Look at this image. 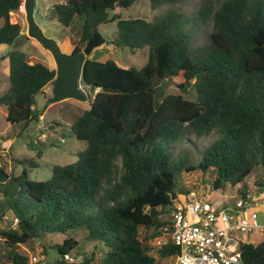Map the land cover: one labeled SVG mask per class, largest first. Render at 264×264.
I'll list each match as a JSON object with an SVG mask.
<instances>
[{
  "label": "trees",
  "instance_id": "1",
  "mask_svg": "<svg viewBox=\"0 0 264 264\" xmlns=\"http://www.w3.org/2000/svg\"><path fill=\"white\" fill-rule=\"evenodd\" d=\"M137 1L65 0L53 5L64 27L75 19L81 22L72 52H79L100 24L116 21L111 43L132 52L146 46L147 58L139 68L121 67L111 58L85 59V82L97 91L71 126L72 134L86 142L74 162L53 164L45 181L28 179L25 169L14 175L0 166V216L10 212L18 219L14 229L0 230L12 264L27 263L15 250L18 244L68 233L52 246L62 256L78 244L73 237L78 231L104 245L101 264H158L178 248L169 243L156 247L154 255L144 245L147 235L140 233L152 230L155 236L165 224L159 208L177 194L176 173L212 170V187L220 189L243 184L255 166L264 165V0H223L215 8L212 0H204L190 18L172 8L151 21L110 15ZM178 1L149 4L159 8ZM21 3L0 0V45L12 47L9 84L0 106L6 108L7 122L26 128L39 121L35 96L52 82L56 69L29 63L16 48L21 29L11 22L10 12ZM209 19L206 42L192 48V37ZM161 80L178 90L159 96ZM212 133L216 137L196 166H184L186 158L172 151L191 136ZM239 250L244 264H264V241L241 242Z\"/></svg>",
  "mask_w": 264,
  "mask_h": 264
},
{
  "label": "rangeland",
  "instance_id": "2",
  "mask_svg": "<svg viewBox=\"0 0 264 264\" xmlns=\"http://www.w3.org/2000/svg\"><path fill=\"white\" fill-rule=\"evenodd\" d=\"M23 1L19 9L10 12V20L20 25V37L17 41L16 48L23 51L29 63L41 62L51 69H55V61L49 50L45 49L35 39L27 36V22L25 19V10ZM65 0H35L34 20L42 28L44 34L56 40L61 50L64 52H72L78 45L80 38L81 22L75 19L68 27H64L56 20V13L53 5L64 2ZM204 0H181L176 3H169L159 8H152L149 0H138L129 8L116 9L110 12V15L117 13L121 18L142 17L151 21L154 17L162 14L166 9L172 8L180 12L186 18L195 15L201 3ZM223 0H212V6L217 7ZM116 21L107 22L98 26V31L107 39L106 43L100 44L94 48L88 57L93 59L111 58L121 67L130 66L141 67L147 58V47L144 46L134 52L129 48H118L111 43L114 37ZM2 20H0V26ZM212 22L207 20L202 23L191 39L190 46L198 48L203 46L207 40V34L211 31ZM83 48V47H82ZM81 48V49H82ZM12 47L0 45V95L8 87V77L6 75L7 60L6 53ZM51 83L46 85L43 93L35 96V108L37 112L43 113L39 117V121H31L26 128H22L21 123L11 124L6 121V108L0 106V149L6 148L8 151L7 159H1V164L5 166L8 172L18 175L23 169L27 172V178L30 180L45 181L51 176V166L53 164L64 165L74 162L77 159L76 152L82 150L86 146V142L78 140L71 132V126L76 119L87 109L89 103L97 91L89 86H83V92L90 97L83 101L75 98L63 99L56 103H47V99L51 96ZM177 87L174 83L167 80H161L158 83L157 93L163 96L169 93H175ZM44 134V135H42ZM216 135L211 134L208 137L195 139L191 136V143L179 142L173 146L174 153L181 152L182 158H186L187 163L184 166L197 165L201 159V153L205 147L210 144ZM187 153V154H186ZM1 158V157H0ZM214 172L202 171L194 169L191 171L182 170L175 174L176 192L180 188H187L195 191L200 195H208L212 203L230 204L233 198L239 196V188L245 184L252 187L255 181L264 183V165L259 164L254 167L251 173L244 178L243 184L235 186L226 185L220 189H213L211 179ZM2 196L0 194V200ZM13 214L5 212L0 216V230H5L11 226ZM260 224H264L262 214H259ZM141 230V229H140ZM158 230L156 232L158 233ZM147 235L145 246L148 252L155 255L156 247L153 245V231L145 232L141 230L140 235ZM68 235H48L44 238H34L25 244H18L15 250L27 257L26 264H51L58 260V264H101L105 247L99 241L90 240L81 232L74 234V238L78 244L69 251L74 257V262L64 261L56 249L52 246L62 242L63 238ZM69 235H71L69 233ZM239 239L246 243H255L264 241V236H260L257 232L239 234ZM8 248L4 242V238L0 235V264H12L6 256ZM173 257H167L159 260L158 264H172Z\"/></svg>",
  "mask_w": 264,
  "mask_h": 264
},
{
  "label": "built area",
  "instance_id": "3",
  "mask_svg": "<svg viewBox=\"0 0 264 264\" xmlns=\"http://www.w3.org/2000/svg\"><path fill=\"white\" fill-rule=\"evenodd\" d=\"M44 135V134H42ZM1 159H7L6 148L0 149ZM258 188L261 189L257 192ZM264 212V183L240 187L239 196L230 204L212 203L208 195L195 191L177 193L165 207L159 208V217L165 224L153 238L155 247L173 244L178 253L172 264H244L239 250V234L258 231L264 234L259 213ZM11 228L18 219L12 216ZM64 261L74 262L70 253ZM60 264H64L61 262Z\"/></svg>",
  "mask_w": 264,
  "mask_h": 264
},
{
  "label": "water",
  "instance_id": "4",
  "mask_svg": "<svg viewBox=\"0 0 264 264\" xmlns=\"http://www.w3.org/2000/svg\"><path fill=\"white\" fill-rule=\"evenodd\" d=\"M34 6L35 0L23 1L27 36L35 39L45 49L49 50L56 65V75L51 82V96L47 99V103H56L67 98L87 100L90 95L83 92V86H88L84 79V61L94 48L106 43L107 39L98 30H95L79 52H64L56 40L46 36L34 20ZM8 55L9 52L6 53V56ZM260 191L261 189L258 188L257 192Z\"/></svg>",
  "mask_w": 264,
  "mask_h": 264
},
{
  "label": "crops",
  "instance_id": "5",
  "mask_svg": "<svg viewBox=\"0 0 264 264\" xmlns=\"http://www.w3.org/2000/svg\"><path fill=\"white\" fill-rule=\"evenodd\" d=\"M1 45H4V44H1ZM6 55V54H5ZM6 60H7V56H6ZM5 70H6V75H7V77H8V60H7V68H5ZM43 116V113H41L40 115H39V117H42ZM259 182V181H258ZM258 182L257 181H255V183L254 184H258ZM253 184V185H254ZM245 188L246 187H249V186H247V185H245L244 186ZM253 187V186H252ZM251 187V188H252ZM232 201V200H231ZM223 204H226V201H223L222 202ZM259 214H262V217L264 218V212H260ZM253 232H257L260 236H264V234H260L258 231H252V232H250V233H253ZM255 243H257V242H255Z\"/></svg>",
  "mask_w": 264,
  "mask_h": 264
}]
</instances>
